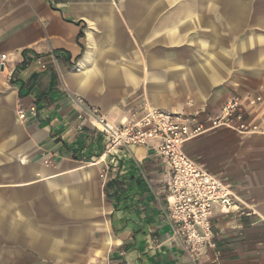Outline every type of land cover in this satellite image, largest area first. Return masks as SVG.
Segmentation results:
<instances>
[{"label":"crops","instance_id":"obj_1","mask_svg":"<svg viewBox=\"0 0 264 264\" xmlns=\"http://www.w3.org/2000/svg\"><path fill=\"white\" fill-rule=\"evenodd\" d=\"M248 95L264 97V0H0V264H264V135L186 145L256 212L217 210L216 249L193 256L160 158L87 113L207 122ZM249 114L264 127V104Z\"/></svg>","mask_w":264,"mask_h":264},{"label":"built area","instance_id":"obj_2","mask_svg":"<svg viewBox=\"0 0 264 264\" xmlns=\"http://www.w3.org/2000/svg\"><path fill=\"white\" fill-rule=\"evenodd\" d=\"M37 62L46 70L43 58H38ZM263 104L262 95L232 96L208 117L207 122L193 115L152 107H146L139 118L120 123L109 120L94 108L87 109V113L92 127L109 137L110 145L154 150L170 175L166 196L168 220L182 237L185 250L197 256L217 247L213 227L217 210L239 217H253L256 212L237 196L228 182L212 175L192 159L185 147L216 130L247 136L264 135V127L252 122L249 114L251 109ZM18 115L21 119L26 117L23 110H19Z\"/></svg>","mask_w":264,"mask_h":264},{"label":"rangeland","instance_id":"obj_3","mask_svg":"<svg viewBox=\"0 0 264 264\" xmlns=\"http://www.w3.org/2000/svg\"><path fill=\"white\" fill-rule=\"evenodd\" d=\"M211 133H212V132H210V133H208V134H211ZM204 136H207V134L204 135ZM208 137H209L208 139H209L210 141H212V142L214 141V142H215V139H213L212 136L209 135ZM193 159H194V158H193ZM194 160L196 161V158H195Z\"/></svg>","mask_w":264,"mask_h":264}]
</instances>
